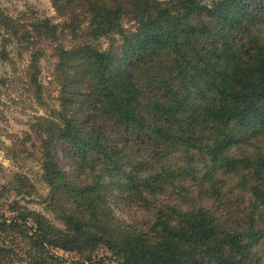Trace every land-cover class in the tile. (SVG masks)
Instances as JSON below:
<instances>
[{
  "label": "trees",
  "instance_id": "trees-1",
  "mask_svg": "<svg viewBox=\"0 0 264 264\" xmlns=\"http://www.w3.org/2000/svg\"><path fill=\"white\" fill-rule=\"evenodd\" d=\"M53 6L66 20L55 29L85 34L71 49H57L62 109L37 126L48 139L43 209L65 229L21 204L30 194L22 177L10 216L0 210V264H70L57 250L81 256L71 264H250L252 245L264 239V226L253 218L244 228L228 227L208 207L152 200L176 192L180 203L195 180L214 199L230 173L263 211L264 162L237 159L231 148L250 139L264 143V0H169L165 7L156 0H53ZM124 19L135 21L136 33ZM8 22L0 15L1 25ZM117 37L121 53L99 49L102 38ZM92 108L96 118L89 121ZM59 146L73 170L49 152ZM200 168L207 169L202 179ZM112 178L128 202L153 211L148 228L111 222L104 205ZM100 246L111 254L97 255Z\"/></svg>",
  "mask_w": 264,
  "mask_h": 264
},
{
  "label": "rangeland",
  "instance_id": "rangeland-1",
  "mask_svg": "<svg viewBox=\"0 0 264 264\" xmlns=\"http://www.w3.org/2000/svg\"><path fill=\"white\" fill-rule=\"evenodd\" d=\"M156 2L165 7L169 0ZM0 15L9 19L7 26L0 24V210L10 216L8 207L20 199L15 196V192L21 186L22 177H25L26 193L30 194L21 204L32 210L45 212L43 204L50 190L42 178V165L48 139L44 131L37 130V126L49 118L52 110L62 109L65 74L62 68L57 67V49H71L73 45L83 41L85 34L76 31L78 38H75L70 32L53 27L62 26L66 22L54 8L53 0H0ZM44 20L47 23L41 24ZM80 20L81 29L86 31L88 23L84 17ZM122 24L127 30L136 33L135 21L124 19ZM52 30L59 31L57 36L51 35ZM14 31L22 35L21 40L12 34ZM97 45L99 49L112 48L121 53L124 43L118 37L116 40L102 38ZM117 61L120 63L121 60ZM81 99L79 97L75 101L79 107L83 105ZM93 110L94 108L85 112L89 121L96 118ZM87 124L88 122L85 123ZM96 131H100V127H96ZM247 141L231 148L230 152L237 159L248 156L250 160L263 165L264 143H257L255 139ZM49 152L62 159L60 166L63 169L73 170V164L64 157L65 150L61 146L56 152L54 148ZM206 173L207 169L200 168L198 177L202 179ZM222 178L225 184L214 199H209L198 188L200 180H195L190 192L180 203L176 202L179 196L176 192L172 195L160 193L152 203L156 206L160 203L178 205L184 210L205 206L212 209L220 222L228 227L244 228L251 222V218L256 221L257 226H264V208L261 211L253 202L250 190L242 189L241 177L229 173ZM107 181L109 192L104 207L112 215L111 222L118 223L123 228H148L154 220L153 211L143 204L128 202L124 191H116L118 186L114 178ZM246 184H249L246 187L251 186L253 180L247 179ZM45 213L58 228L65 229L55 212ZM57 253L70 264L81 259L76 252L57 250ZM106 254L111 253L105 246H100L97 255L102 257ZM248 261L250 264H264V239L252 245Z\"/></svg>",
  "mask_w": 264,
  "mask_h": 264
}]
</instances>
